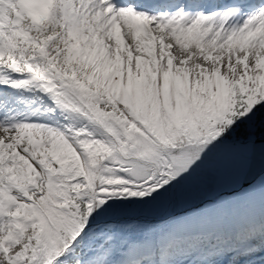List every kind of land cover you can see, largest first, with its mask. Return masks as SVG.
Masks as SVG:
<instances>
[{
  "label": "snow or ice",
  "instance_id": "snow-or-ice-1",
  "mask_svg": "<svg viewBox=\"0 0 264 264\" xmlns=\"http://www.w3.org/2000/svg\"><path fill=\"white\" fill-rule=\"evenodd\" d=\"M0 264H264V0H0Z\"/></svg>",
  "mask_w": 264,
  "mask_h": 264
}]
</instances>
